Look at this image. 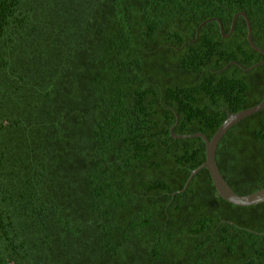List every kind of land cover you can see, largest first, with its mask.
<instances>
[{"label":"trees","instance_id":"trees-1","mask_svg":"<svg viewBox=\"0 0 264 264\" xmlns=\"http://www.w3.org/2000/svg\"><path fill=\"white\" fill-rule=\"evenodd\" d=\"M264 0H0V264H264V202L209 138L264 99ZM236 61L242 66L232 64ZM264 188V109L214 152Z\"/></svg>","mask_w":264,"mask_h":264},{"label":"water","instance_id":"water-1","mask_svg":"<svg viewBox=\"0 0 264 264\" xmlns=\"http://www.w3.org/2000/svg\"><path fill=\"white\" fill-rule=\"evenodd\" d=\"M236 16H241L246 24V41L251 49L254 51L259 52L263 58H264V50L261 48L255 46L250 38V25L248 23L247 17L243 12H236L232 15L231 22L229 29L227 33H223V30L221 28V23L218 19H215L219 26V33L221 37H227L230 32L232 31V27L234 24V20ZM232 64H235L237 66H240L239 63L236 61H231ZM264 64V60L256 62L254 65L249 66L245 70H250L253 66ZM242 69H244L242 66H240ZM264 109V99H262L260 102L256 103L255 105L238 110L233 113H228L226 118L222 121V123L217 127V129L214 131V133L207 138L204 134L201 132H196L193 134H174L172 132V127L169 128L168 132L171 136L177 138H185V137H200L204 142L205 147V159L204 161L197 166L196 168L192 169L188 175V177L185 180V183L183 187L180 189V191H183L191 177L200 169L205 168L208 171L210 181L212 185L214 186V189L216 191V194L219 195L222 199L226 200L227 202L236 205V206H252L261 202H264V188L257 189L251 193H248L246 195H238L232 191V189L228 186V184L225 182L223 177L221 176L218 167L216 165L215 159H214V152L216 149L217 142L222 137V135L236 122L239 120L247 117L248 115H251L259 110Z\"/></svg>","mask_w":264,"mask_h":264}]
</instances>
